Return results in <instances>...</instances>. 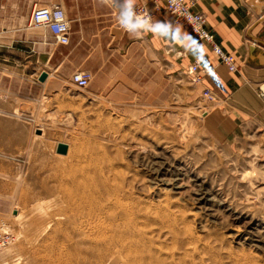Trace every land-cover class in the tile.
Wrapping results in <instances>:
<instances>
[{
	"label": "rangeland",
	"instance_id": "rangeland-1",
	"mask_svg": "<svg viewBox=\"0 0 264 264\" xmlns=\"http://www.w3.org/2000/svg\"><path fill=\"white\" fill-rule=\"evenodd\" d=\"M190 65L84 56L0 126V264H264V132L222 126Z\"/></svg>",
	"mask_w": 264,
	"mask_h": 264
},
{
	"label": "crops",
	"instance_id": "crops-1",
	"mask_svg": "<svg viewBox=\"0 0 264 264\" xmlns=\"http://www.w3.org/2000/svg\"><path fill=\"white\" fill-rule=\"evenodd\" d=\"M43 1L0 0V126L15 122L17 109L35 100L37 88L49 87L55 72L69 63L73 70L84 56L99 64L106 54L114 56L154 72L156 78L163 76L165 66L178 71L203 56L202 67L216 68L203 84L219 98L222 126L253 125L264 132V98L258 94L264 84V0H193V10L206 17V28L224 51L236 57L234 71L210 44L173 25L164 11L154 25L124 29L120 21L126 18L125 8L142 0H72L75 10L66 45L57 43L47 28L42 36L27 29L33 4ZM44 71L48 77L42 82ZM7 133L0 128V137Z\"/></svg>",
	"mask_w": 264,
	"mask_h": 264
},
{
	"label": "built area",
	"instance_id": "built-area-1",
	"mask_svg": "<svg viewBox=\"0 0 264 264\" xmlns=\"http://www.w3.org/2000/svg\"><path fill=\"white\" fill-rule=\"evenodd\" d=\"M193 0H142L140 3L125 8L126 18L120 21L124 29H131L135 24L154 25L157 23L159 13L164 11L170 16L171 23L192 32L197 41H203L212 46L219 55L221 62L231 70H237L236 57L224 51L216 41L215 35L206 28V17L193 10ZM30 26L47 28L59 44L70 42L71 23L67 13L60 3L40 4L34 3L29 18ZM203 56H200L188 69V74L195 83H203L205 76L215 72V66L202 67ZM91 74L86 71H76L71 81L79 88L89 85ZM213 91L206 88L205 95ZM258 94L264 98V84L258 87ZM13 234L0 223V251L14 242Z\"/></svg>",
	"mask_w": 264,
	"mask_h": 264
},
{
	"label": "water",
	"instance_id": "water-1",
	"mask_svg": "<svg viewBox=\"0 0 264 264\" xmlns=\"http://www.w3.org/2000/svg\"><path fill=\"white\" fill-rule=\"evenodd\" d=\"M256 0H252V3H255ZM48 77V73L47 72H42L41 76H40V80L41 81H45ZM67 150H68V147H67V144H64V143H60L59 144V147H58V152L60 153H67Z\"/></svg>",
	"mask_w": 264,
	"mask_h": 264
},
{
	"label": "bare ground",
	"instance_id": "bare-ground-1",
	"mask_svg": "<svg viewBox=\"0 0 264 264\" xmlns=\"http://www.w3.org/2000/svg\"><path fill=\"white\" fill-rule=\"evenodd\" d=\"M69 43H70V42H69ZM69 43H68V44H69ZM63 45H66V44H63ZM51 75H52V74H50V76H51ZM64 144H66V143H64ZM67 145H68V144H67ZM68 146H69V145H68ZM68 150H69V148H68ZM67 152H68V151H67ZM62 154H64V153H62ZM65 154H66V153H65Z\"/></svg>",
	"mask_w": 264,
	"mask_h": 264
}]
</instances>
